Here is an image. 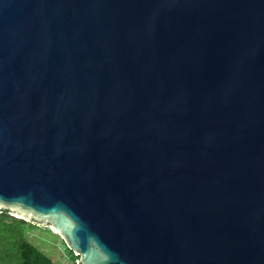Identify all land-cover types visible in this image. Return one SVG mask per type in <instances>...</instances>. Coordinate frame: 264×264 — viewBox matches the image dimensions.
Returning <instances> with one entry per match:
<instances>
[{"label":"water","instance_id":"obj_1","mask_svg":"<svg viewBox=\"0 0 264 264\" xmlns=\"http://www.w3.org/2000/svg\"><path fill=\"white\" fill-rule=\"evenodd\" d=\"M76 264H264V0H0V213Z\"/></svg>","mask_w":264,"mask_h":264},{"label":"trees","instance_id":"obj_2","mask_svg":"<svg viewBox=\"0 0 264 264\" xmlns=\"http://www.w3.org/2000/svg\"><path fill=\"white\" fill-rule=\"evenodd\" d=\"M32 226L31 222L29 223ZM29 225L21 218H14L7 210L0 213V264H56L36 244L29 241L26 231ZM68 249L70 264L77 257Z\"/></svg>","mask_w":264,"mask_h":264},{"label":"rangeland","instance_id":"obj_3","mask_svg":"<svg viewBox=\"0 0 264 264\" xmlns=\"http://www.w3.org/2000/svg\"><path fill=\"white\" fill-rule=\"evenodd\" d=\"M14 218L18 216L15 214L11 215ZM25 225H29V221L24 220ZM29 225L26 234L30 242L36 244L42 251L48 254L56 264H70L68 257V249L63 240L51 231L48 227L42 225H36L32 223Z\"/></svg>","mask_w":264,"mask_h":264}]
</instances>
